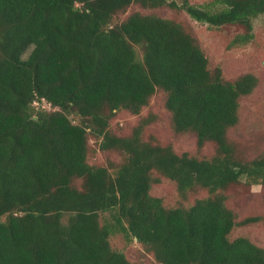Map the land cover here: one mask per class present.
<instances>
[{
	"label": "trees",
	"instance_id": "16d2710c",
	"mask_svg": "<svg viewBox=\"0 0 264 264\" xmlns=\"http://www.w3.org/2000/svg\"><path fill=\"white\" fill-rule=\"evenodd\" d=\"M131 6L240 27L232 46L264 15V0H0V264H264V247L232 237L257 217L228 206L241 180L264 187V156L237 158L228 137L257 77L209 69L177 18L119 22ZM156 94L172 132L214 144L210 158L143 140L148 117L112 132L120 111L139 115ZM91 139L121 162L90 164ZM161 179L174 183L175 207L151 194ZM115 234L139 246L138 261L112 246Z\"/></svg>",
	"mask_w": 264,
	"mask_h": 264
},
{
	"label": "rangeland",
	"instance_id": "374dc122",
	"mask_svg": "<svg viewBox=\"0 0 264 264\" xmlns=\"http://www.w3.org/2000/svg\"><path fill=\"white\" fill-rule=\"evenodd\" d=\"M174 1L180 3V0ZM209 1L189 0V3L192 5H203ZM132 12L154 13L169 19L177 18L184 24L189 25L198 37L200 46L207 56L209 69L219 68L226 80L232 81L244 74H252L257 77L258 84L256 88L249 96L241 98L239 102V123L235 128L231 129L228 137L234 146V153L237 158L251 160L256 157H263L264 15L253 21L252 39L244 44L232 46L231 43L234 37L244 32L240 27L210 28L207 24L192 20L183 11L179 13L169 8L152 11L142 10L138 6H131L118 21L120 22ZM41 104L43 103H38L40 106ZM143 117H148V120H151V123L142 134L143 140L152 136L156 142L162 145H171L178 154L187 152L199 158H210L214 154V144H208L199 149L194 136H179L172 132L168 122V113L159 94H156L151 99L148 106L144 107L139 115H130L125 111H120L112 120L110 128L118 136L128 135L131 132V128ZM74 122L76 121L74 120ZM89 143L95 149V152L89 158L90 164L105 166L107 165V159H110L116 166L123 159L120 155L112 153L107 155L100 152L92 139ZM151 194L162 199L165 206L175 207L180 203L174 183L167 179H161L160 183L152 188ZM204 195L205 193L201 197ZM228 195V206L236 212L239 219L248 216L257 217V222L253 225L235 228L232 232V237H247L257 245L264 247V187L260 185L245 186L243 179L239 185L229 190ZM110 241L112 246L124 253L129 260L138 261L136 249H139V246L137 244L127 242L120 234L112 236Z\"/></svg>",
	"mask_w": 264,
	"mask_h": 264
},
{
	"label": "water",
	"instance_id": "95a60500",
	"mask_svg": "<svg viewBox=\"0 0 264 264\" xmlns=\"http://www.w3.org/2000/svg\"><path fill=\"white\" fill-rule=\"evenodd\" d=\"M35 119V118H34Z\"/></svg>",
	"mask_w": 264,
	"mask_h": 264
}]
</instances>
